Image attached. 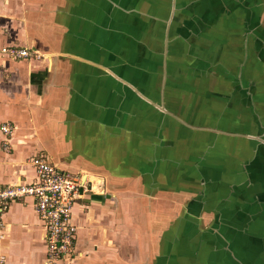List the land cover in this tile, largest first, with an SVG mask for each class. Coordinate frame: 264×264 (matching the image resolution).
Masks as SVG:
<instances>
[{"label":"crops","instance_id":"crops-1","mask_svg":"<svg viewBox=\"0 0 264 264\" xmlns=\"http://www.w3.org/2000/svg\"><path fill=\"white\" fill-rule=\"evenodd\" d=\"M10 45L0 185L88 187L56 264H264V0H0ZM3 219L0 264H47L32 201Z\"/></svg>","mask_w":264,"mask_h":264},{"label":"built area","instance_id":"built-area-1","mask_svg":"<svg viewBox=\"0 0 264 264\" xmlns=\"http://www.w3.org/2000/svg\"><path fill=\"white\" fill-rule=\"evenodd\" d=\"M0 54L13 59L27 58L36 54L18 45L0 48ZM10 122L0 124L3 147L8 146V136L13 132ZM35 170L31 182H12L0 185V238L3 236L4 215L15 201H32L33 211L44 230L45 262L74 259L77 255L76 223L72 207L88 190L86 181L80 174H72L49 160L44 155H34L29 160Z\"/></svg>","mask_w":264,"mask_h":264},{"label":"bare ground","instance_id":"bare-ground-1","mask_svg":"<svg viewBox=\"0 0 264 264\" xmlns=\"http://www.w3.org/2000/svg\"><path fill=\"white\" fill-rule=\"evenodd\" d=\"M92 180L96 181L97 179L95 180V178L93 177V179H92Z\"/></svg>","mask_w":264,"mask_h":264}]
</instances>
